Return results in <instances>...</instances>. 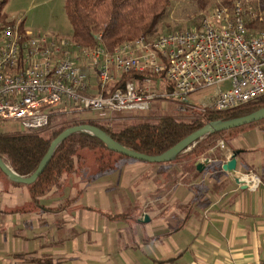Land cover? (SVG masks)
<instances>
[{
    "label": "crops",
    "instance_id": "0c3cea01",
    "mask_svg": "<svg viewBox=\"0 0 264 264\" xmlns=\"http://www.w3.org/2000/svg\"><path fill=\"white\" fill-rule=\"evenodd\" d=\"M232 146L203 171L129 159L80 170L42 207L0 172V264H264V134L245 129ZM234 149L256 189L223 170Z\"/></svg>",
    "mask_w": 264,
    "mask_h": 264
},
{
    "label": "built area",
    "instance_id": "2783aa9c",
    "mask_svg": "<svg viewBox=\"0 0 264 264\" xmlns=\"http://www.w3.org/2000/svg\"><path fill=\"white\" fill-rule=\"evenodd\" d=\"M20 23L0 30V124L41 129L64 105L147 112L172 101L185 112L189 96L205 88L215 93L203 109L227 110L264 96V7L254 0L221 3L195 29L142 35L112 51L102 34L97 47L85 48L72 37L22 33ZM125 74L132 77L123 80ZM236 180L250 189L260 183L254 173Z\"/></svg>",
    "mask_w": 264,
    "mask_h": 264
},
{
    "label": "trees",
    "instance_id": "16d2710c",
    "mask_svg": "<svg viewBox=\"0 0 264 264\" xmlns=\"http://www.w3.org/2000/svg\"><path fill=\"white\" fill-rule=\"evenodd\" d=\"M231 2L232 0H222V3L229 6ZM169 5L170 0H65L73 41L85 48H95L99 45L97 37L102 34L103 44L110 51L142 35L148 37L161 35L159 24L166 16ZM14 22L13 20L4 22L0 30ZM20 29L22 33L25 32L22 22ZM131 77L130 74H125L123 80ZM263 107L264 96L227 110L206 108L193 111L192 115H187L186 118L167 114L159 117L156 122L128 125L119 130H113L108 123L97 119L54 122L57 115L63 114L64 107H59L51 112L49 124L41 129L0 130V157L14 172L29 177L38 169L51 143L66 129L80 125L98 127L128 148L146 155L159 156L209 123L242 117ZM251 128L264 134V119L238 128L207 134L174 160L154 164L163 167L161 170L163 173L167 166L186 164L193 169L194 163L211 150L217 151L220 157H226L227 150L233 149L232 143L239 136L236 132ZM222 141L224 147L220 145ZM84 149L93 151L105 149L114 157L110 159L105 155L98 157V161H101L98 166L100 173L115 171L117 163L123 159L139 161L110 150L102 140L89 132L71 134L57 146L51 161L37 180L27 185L31 200L36 206L42 207L41 200L57 192L63 180L80 170H86L84 156L80 153ZM245 152L234 149L233 154L242 156ZM245 173H252V169L246 168ZM14 183L20 184L15 181Z\"/></svg>",
    "mask_w": 264,
    "mask_h": 264
},
{
    "label": "rangeland",
    "instance_id": "374dc122",
    "mask_svg": "<svg viewBox=\"0 0 264 264\" xmlns=\"http://www.w3.org/2000/svg\"><path fill=\"white\" fill-rule=\"evenodd\" d=\"M254 1L260 2L264 7V0ZM221 3L222 0H170L168 12L159 24V34L195 29L200 24L202 16ZM10 20L22 22L25 28L35 34H59L67 38L72 37V26L66 13L65 0H0V27ZM214 93V88H205L192 93L189 96L190 109L185 112L179 110V103L172 101H158L153 109L147 112H96L64 105L63 114L57 115L54 122L97 119L108 123L113 130H119L128 125L156 122L159 117L167 114L186 118L187 115H192L193 111L210 105ZM18 128H22L18 121H9L0 125V130ZM236 133L239 135L241 132ZM80 153L84 156L86 170L91 168L98 171L101 163L98 157L101 155H105L107 159L114 158L105 149L100 151L84 149ZM0 172L5 174L1 169Z\"/></svg>",
    "mask_w": 264,
    "mask_h": 264
},
{
    "label": "water",
    "instance_id": "95a60500",
    "mask_svg": "<svg viewBox=\"0 0 264 264\" xmlns=\"http://www.w3.org/2000/svg\"><path fill=\"white\" fill-rule=\"evenodd\" d=\"M262 119H264V107L251 114L242 117L234 118L227 121H217V122L209 123L204 127H202L201 129L194 132L193 134L189 135L182 141H180L177 145H175L167 152L159 156L146 155L138 151H135L131 148H128L122 145L121 143L117 142L116 140H114L109 134H107L105 131H103L98 127L92 125H80L66 129L51 143L48 153L40 163L38 169L31 176L23 177L17 174L5 164V162L2 160L1 157H0V169L11 180L15 182L23 183L26 185L32 184L37 180L39 175L45 170V168L51 161L57 146L61 142H63L68 136L77 132L91 133L93 136H96L97 138L102 140L110 150L116 153H120L143 162L163 163L174 160L180 153L188 151L192 145H194L199 139H201L207 134L219 133L232 128H238L244 125L254 123L256 121H260ZM211 156H212V152L210 151L203 162L201 161V159H199L196 162V167L199 171H203L205 165L210 162ZM237 165H238L237 155L233 154L231 158L222 165V168L227 174L234 176L237 171ZM243 188L245 189L247 187L243 186Z\"/></svg>",
    "mask_w": 264,
    "mask_h": 264
}]
</instances>
